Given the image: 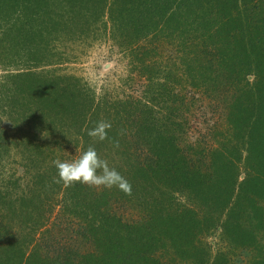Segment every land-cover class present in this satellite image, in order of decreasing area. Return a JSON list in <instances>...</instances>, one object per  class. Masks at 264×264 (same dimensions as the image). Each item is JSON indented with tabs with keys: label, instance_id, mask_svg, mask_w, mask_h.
Instances as JSON below:
<instances>
[{
	"label": "trees",
	"instance_id": "obj_1",
	"mask_svg": "<svg viewBox=\"0 0 264 264\" xmlns=\"http://www.w3.org/2000/svg\"><path fill=\"white\" fill-rule=\"evenodd\" d=\"M101 37L140 95L64 73ZM0 45V264H264V0H0ZM100 120L131 196L55 182Z\"/></svg>",
	"mask_w": 264,
	"mask_h": 264
},
{
	"label": "rangeland",
	"instance_id": "obj_2",
	"mask_svg": "<svg viewBox=\"0 0 264 264\" xmlns=\"http://www.w3.org/2000/svg\"><path fill=\"white\" fill-rule=\"evenodd\" d=\"M81 44L83 45L64 42V46L58 48L69 58V62L63 66L64 73L81 78L85 85L98 94L109 91L140 95V80L130 71L124 54L113 43L101 37ZM0 52L4 53L3 45H0ZM0 58L3 59V55ZM5 73L4 66L0 64V77ZM218 121L222 122L221 118ZM207 241L212 251L220 248L217 236L210 237ZM247 258L248 252L245 251L240 259L244 263Z\"/></svg>",
	"mask_w": 264,
	"mask_h": 264
},
{
	"label": "clouds",
	"instance_id": "obj_3",
	"mask_svg": "<svg viewBox=\"0 0 264 264\" xmlns=\"http://www.w3.org/2000/svg\"><path fill=\"white\" fill-rule=\"evenodd\" d=\"M111 122L100 120L95 127L87 131L92 143L87 150L71 161H52L58 171L56 183H62L64 188L74 187L77 183L96 189L117 188L125 195H132L130 182L123 177L115 167H110L106 159L101 158L95 149V144L108 140V131ZM115 148L119 147L118 141L113 142Z\"/></svg>",
	"mask_w": 264,
	"mask_h": 264
}]
</instances>
